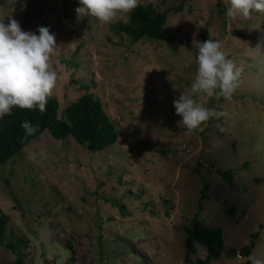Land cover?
Masks as SVG:
<instances>
[{
	"label": "rangeland",
	"instance_id": "374dc122",
	"mask_svg": "<svg viewBox=\"0 0 264 264\" xmlns=\"http://www.w3.org/2000/svg\"><path fill=\"white\" fill-rule=\"evenodd\" d=\"M140 3L168 12L172 43L132 44L112 27L124 20L79 17V0H0V21L12 16L25 32L55 35L60 114L93 94L119 133L90 152L45 131L0 167V208L8 228L29 239L26 264H197L206 249L196 244L189 261L185 247L195 217L225 243L209 264H247L241 249L253 242L250 256L264 259V13L232 19L224 0ZM193 38L220 41L241 76L231 100L208 102L224 115L186 135L174 100L198 67ZM14 258L0 244V264Z\"/></svg>",
	"mask_w": 264,
	"mask_h": 264
},
{
	"label": "clouds",
	"instance_id": "9594fccd",
	"mask_svg": "<svg viewBox=\"0 0 264 264\" xmlns=\"http://www.w3.org/2000/svg\"><path fill=\"white\" fill-rule=\"evenodd\" d=\"M76 9L79 17L95 18L102 25L117 20L127 21L140 0H79ZM226 16L249 17L253 12L264 13V0H224ZM36 32H25L12 16L8 23L0 21V118L10 115L14 107L44 112L48 99L57 85L58 74L52 68L51 59L56 55V37L47 27ZM197 50V70L191 85L174 100L176 115L181 117L178 127L191 135L203 130L202 125L223 113L209 108L211 98L231 100L241 76L240 69L226 58L223 45L211 38L200 42L193 38ZM175 88V87H174ZM176 89V88H175ZM25 138L33 136L39 125L25 121L21 124ZM41 157L45 153L41 151ZM46 158V157H45ZM242 259L241 257H237ZM252 264H264V259L250 256Z\"/></svg>",
	"mask_w": 264,
	"mask_h": 264
},
{
	"label": "trees",
	"instance_id": "16d2710c",
	"mask_svg": "<svg viewBox=\"0 0 264 264\" xmlns=\"http://www.w3.org/2000/svg\"><path fill=\"white\" fill-rule=\"evenodd\" d=\"M168 21V12H158L153 3H139L137 8L129 14L127 22H119L112 27L129 37L132 44L142 38L163 40L172 43L173 36L165 35L163 29ZM59 99L52 95L47 102L44 112L37 110H23L14 107L10 115L0 118V167L18 155L27 145L38 139L45 131L57 140L73 137L79 144L85 145L90 152H98L114 144L118 139V129L106 114L102 103L93 94H83L76 101L65 107L60 114ZM31 122L39 125L33 136L25 138V130L21 124ZM224 176L225 173H222ZM207 187V186H205ZM120 206L115 198H106ZM122 209L125 207L121 206ZM233 211H231L232 213ZM9 216L0 208V244L6 246L15 258L12 264H26V252L29 239L17 236L8 228ZM186 258L191 261L190 255L196 253V244L203 246L207 255L204 260L199 259L197 264H209L212 259H219L225 250V243L218 230H212L200 221L193 218L185 228ZM256 240L259 233L251 235ZM255 243L241 249L242 256L249 257ZM231 252L236 253L235 250ZM247 264H252L247 261Z\"/></svg>",
	"mask_w": 264,
	"mask_h": 264
}]
</instances>
